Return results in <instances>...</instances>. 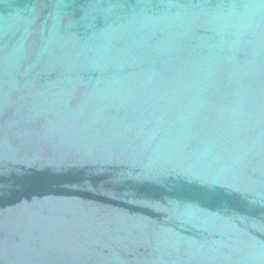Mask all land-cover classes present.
Listing matches in <instances>:
<instances>
[{
    "label": "water",
    "instance_id": "obj_1",
    "mask_svg": "<svg viewBox=\"0 0 264 264\" xmlns=\"http://www.w3.org/2000/svg\"><path fill=\"white\" fill-rule=\"evenodd\" d=\"M0 264H264V0H0Z\"/></svg>",
    "mask_w": 264,
    "mask_h": 264
}]
</instances>
